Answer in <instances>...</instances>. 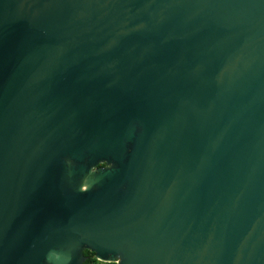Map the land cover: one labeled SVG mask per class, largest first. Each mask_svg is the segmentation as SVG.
<instances>
[{"label": "water", "instance_id": "obj_1", "mask_svg": "<svg viewBox=\"0 0 264 264\" xmlns=\"http://www.w3.org/2000/svg\"><path fill=\"white\" fill-rule=\"evenodd\" d=\"M86 250L264 264V0H0V264Z\"/></svg>", "mask_w": 264, "mask_h": 264}, {"label": "trees", "instance_id": "obj_2", "mask_svg": "<svg viewBox=\"0 0 264 264\" xmlns=\"http://www.w3.org/2000/svg\"><path fill=\"white\" fill-rule=\"evenodd\" d=\"M85 257H87V260L84 264H116V263H103L97 260L96 255L89 250H86L84 252Z\"/></svg>", "mask_w": 264, "mask_h": 264}, {"label": "flooded vegetation", "instance_id": "obj_3", "mask_svg": "<svg viewBox=\"0 0 264 264\" xmlns=\"http://www.w3.org/2000/svg\"><path fill=\"white\" fill-rule=\"evenodd\" d=\"M100 167H103V165H100Z\"/></svg>", "mask_w": 264, "mask_h": 264}]
</instances>
